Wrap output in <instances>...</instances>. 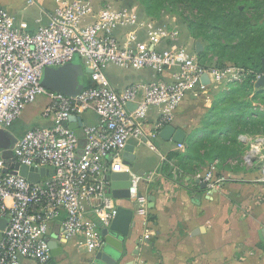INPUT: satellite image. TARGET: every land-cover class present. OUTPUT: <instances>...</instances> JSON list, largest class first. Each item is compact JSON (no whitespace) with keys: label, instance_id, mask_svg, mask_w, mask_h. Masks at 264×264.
<instances>
[{"label":"built area","instance_id":"1","mask_svg":"<svg viewBox=\"0 0 264 264\" xmlns=\"http://www.w3.org/2000/svg\"><path fill=\"white\" fill-rule=\"evenodd\" d=\"M57 1L48 23L39 24L34 31L0 9V130L10 132L28 106L43 100L37 115L49 123L14 135L10 148L19 165L51 170L30 182L10 172L0 150V217L8 219L0 228V264H48L52 258L50 223L54 220H59L66 239L79 238V246L86 252L100 250L104 244L101 230L109 227L116 213L108 179L112 172H128L129 200L136 214L145 216L149 199L140 184L150 181L153 172L144 174L127 166L125 146L144 141L153 147L151 139L171 121L183 97L205 87L204 74L208 82L232 83L247 73L234 65L217 68L202 64L184 45L155 48L138 40L134 31L121 42L114 31L136 24L133 12L110 5L94 11L92 0ZM88 16L94 19L85 21ZM145 25L155 42L175 40L167 28L153 22ZM76 54L83 67L91 69L89 86L70 96L41 84L45 67L63 65ZM110 65L148 68L156 73L172 69V80L155 78L116 91L105 73ZM151 107H157L159 114L153 130H148ZM87 111L96 115L97 122L82 123L80 147L76 130L64 122L70 115ZM238 139L249 147L242 158L245 164L260 157L264 181V135L242 133ZM219 163L216 157L195 173L211 192L226 180L218 171Z\"/></svg>","mask_w":264,"mask_h":264},{"label":"crops","instance_id":"2","mask_svg":"<svg viewBox=\"0 0 264 264\" xmlns=\"http://www.w3.org/2000/svg\"><path fill=\"white\" fill-rule=\"evenodd\" d=\"M58 4L57 0H0V9L6 10L16 22H26L29 31H34L39 24L48 23ZM105 5L136 14V24L122 26L114 31L121 42L131 31H134L138 40L158 49L181 40V30L176 31V25H171L169 30L173 29L170 33L175 40L170 38L155 42L147 34L145 24L153 22L165 26L135 4L121 6L118 0H92L94 11ZM93 19L88 16L85 21ZM182 45L189 52L192 50L189 40ZM171 71L172 69H167L156 73L148 68L110 65L105 73L110 85L116 91H121L133 83H146L155 78L171 81ZM201 95L200 91L186 94L168 123L184 132L183 142L162 139L159 136L161 128L151 139L153 147L144 141L140 144L134 141L129 143L134 146L136 155L131 168L144 174L153 172L150 181L141 182L140 190L148 198L153 196L154 201H148L145 216L136 214L135 205L130 200L121 201L125 206L131 207L134 214L125 240L124 254L118 264H264V181L260 177L261 159L256 156L252 164L244 163L242 158L249 147L238 139L243 132H239L234 139L231 138L232 141L223 139L227 144L225 149L228 150L224 153L227 152L228 156L217 158L220 159L218 171L226 180L216 191H209L195 177L197 170L205 168L216 157L203 159L204 162L197 165L194 158L188 159L186 156L189 134L184 127L191 125L190 121L195 123L197 118L200 120L199 113L203 109L198 106V101ZM42 102L43 100L38 99L35 104L28 106L22 113V119L33 118ZM158 114L157 107L148 110V130H153ZM81 117L84 123L97 122L96 115L90 111L83 113ZM76 132L81 147L83 134L80 128ZM232 149L234 150L231 151ZM204 153V149H199L201 157ZM228 159L234 163H229ZM181 165L191 168L183 169ZM58 227L60 228L59 220L52 221L50 235ZM61 234L60 231L58 245L62 251L57 257L53 256L54 259L48 264H83L86 251H82L84 248L79 246V238L66 239L65 242L62 241Z\"/></svg>","mask_w":264,"mask_h":264},{"label":"trees","instance_id":"3","mask_svg":"<svg viewBox=\"0 0 264 264\" xmlns=\"http://www.w3.org/2000/svg\"><path fill=\"white\" fill-rule=\"evenodd\" d=\"M141 9L149 16H160V10L169 9L170 7L191 8L196 11L191 18H187L188 30L194 39L203 38L208 41L206 49H213L221 56L224 52L229 51L232 56L242 49L243 51V69L247 72L244 79L248 88H253V81L256 75L264 72V25L258 26V16L251 13L249 16L245 10L251 9L250 3L255 4L256 0H138ZM127 5H133L128 2ZM206 50L197 54L202 58ZM201 61V60H200ZM201 63V62H200ZM91 83L86 77V86ZM235 89L224 91L219 101L222 103L217 116L225 118V122L219 128V134L211 139L212 145L218 142L219 137L232 141L234 136L239 132L258 133L264 132V112L256 110L249 99L237 98L233 100ZM264 93V88L256 92ZM231 101V102H230ZM215 104V102H214ZM213 104V105H214ZM260 117L261 119H257ZM210 126L209 122H205ZM15 122L10 127L13 129ZM213 130L209 129V134ZM1 135L3 133H0ZM1 137V136H0ZM196 136L192 134L188 137L187 158L193 159L191 150L197 146L194 142ZM233 138V139H231ZM216 142V143H215ZM219 155H214L218 157ZM197 159L199 154L196 156ZM213 157V158H214ZM185 169V165H181ZM54 259L53 256L51 260ZM50 260V261H51ZM55 262L54 260L52 261Z\"/></svg>","mask_w":264,"mask_h":264},{"label":"water","instance_id":"4","mask_svg":"<svg viewBox=\"0 0 264 264\" xmlns=\"http://www.w3.org/2000/svg\"><path fill=\"white\" fill-rule=\"evenodd\" d=\"M202 50V43L197 41L195 43V52L199 53ZM91 72L88 67H83L79 55H74L71 61L57 66L45 67L42 71L40 82L48 89L63 93L65 95L74 96L78 94L86 86L87 74ZM202 80L207 83V75L202 76ZM256 87L264 88V74H261L255 81ZM129 107L130 104H128ZM81 115H70L64 124L70 129H78L82 126ZM0 150L1 156L9 164L11 173H19L30 182H37L40 177L48 175L51 170L46 168H32L26 165H19L15 162L11 146L15 140L12 133L0 130ZM184 132L181 129H175L172 125L167 124L162 127L159 136L164 140H174L176 142H183ZM124 163L133 167L135 161L134 146L127 144L124 148ZM110 180V193L116 200V213L108 228H103L101 234L104 244L100 250L90 253L86 252L83 258V264H118L122 258L125 250V240L129 234L130 225L132 222L134 210L122 204V200H129V174L127 171L112 172L108 175ZM205 186L204 182L201 183ZM149 201H154V197L150 196ZM8 219L0 217V228H3ZM62 228H55L54 232L49 236V247L51 254L57 257L62 251L58 245V235ZM62 233V232H61ZM62 241L66 242L65 234H61Z\"/></svg>","mask_w":264,"mask_h":264},{"label":"rangeland","instance_id":"5","mask_svg":"<svg viewBox=\"0 0 264 264\" xmlns=\"http://www.w3.org/2000/svg\"><path fill=\"white\" fill-rule=\"evenodd\" d=\"M128 2H132L133 4L141 7V3L138 0H118L119 5L121 6H129L127 5ZM249 6H255L251 7V9L245 10L246 14L249 16L251 13H254L256 16H258V26L264 25V0H256L255 4L250 3ZM160 16L153 18L158 19L159 23H161L163 26L167 27L169 30V27L172 25H176V31L177 29L181 30L182 36L180 41H175L171 43L169 46L173 45H182L186 43V40L191 42V48L192 50L190 52H193L194 54H198L195 52V43L197 41H200L202 43V50H206V54L202 58H198L199 62L202 64L213 66L217 68H222L224 66H237L242 67V65H245L243 63V51L242 49L237 51L235 53V56H232L229 51L224 52L221 56L219 53L215 52L213 49L209 48L206 49L209 45L208 41L200 38V39H194L191 37L190 32L188 30L187 25V18H191L192 15L196 12L192 10L191 8H178V7H170L167 9H162L159 11ZM171 28V27H170ZM173 29H170L169 31H172ZM189 36L191 38H189ZM185 42V43H184ZM200 51V52H201ZM199 52V53H200ZM201 60V61H200ZM264 63V58H263ZM112 66V65H111ZM116 67V66H113ZM244 68V67H242ZM264 74V72H262ZM260 75V74H258ZM246 76V74H245ZM243 77L240 81L232 82V83H213V82H207L204 86V88L201 90L202 95L200 97V100L198 101V106L203 109L200 114V120L197 118V121L195 123L193 121L191 122V125H188L184 127L188 132L189 136L194 134L196 137L194 138V142H196L197 146H194L191 150V155L195 157L197 165L198 163H203V159H211L214 157V155H219L220 157H226L228 156V150L225 149V144L223 142V139L219 137L218 142L214 145H212L211 139L213 136H217L219 134V128L222 126V123L225 122V118H218L217 114L220 110V108L223 106L222 103H220L219 99L224 91L229 92L231 89H235V93L233 95V100L237 98H244L249 99L251 102V105L253 107V111L259 110L264 112V93L257 94L256 92L260 90L263 87H256L255 86V80L253 81V88H248L247 85H245L244 79L246 77ZM257 76V75H256ZM230 101V102H231ZM215 102V104H214ZM214 104V105H213ZM22 116V115H21ZM19 117L18 120L15 122V125L13 129L10 128V132L15 136H20L26 129L38 125V124H45L47 123L44 121L40 116L37 114L33 116V118L30 119V117H27L26 119H22V117ZM257 119H261L260 117H257ZM199 120V121H198ZM205 122H209L210 126H206ZM264 124V123H263ZM209 129L213 130L211 134H209ZM251 135H264V132H258V133H249ZM225 140V139H224ZM199 149H204V156L201 157L199 154ZM232 149L231 151H233ZM224 151H227L224 153ZM227 153V154H226ZM197 154H199L200 157H198L197 160ZM226 154V155H225ZM234 156L236 154L231 153ZM232 158V157H231ZM235 160V159H232ZM259 166H261V162L259 163ZM191 167L185 166V169H190ZM83 249V248H82ZM82 251H86L83 249Z\"/></svg>","mask_w":264,"mask_h":264}]
</instances>
